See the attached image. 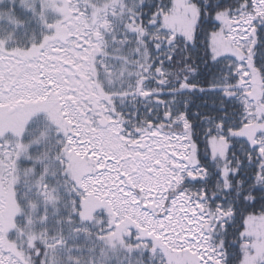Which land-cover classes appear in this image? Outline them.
<instances>
[{
    "label": "snow or ice",
    "instance_id": "snow-or-ice-1",
    "mask_svg": "<svg viewBox=\"0 0 264 264\" xmlns=\"http://www.w3.org/2000/svg\"><path fill=\"white\" fill-rule=\"evenodd\" d=\"M0 264H264V0H0Z\"/></svg>",
    "mask_w": 264,
    "mask_h": 264
}]
</instances>
